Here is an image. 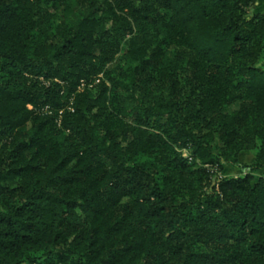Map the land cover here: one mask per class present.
<instances>
[{
	"label": "trees",
	"instance_id": "1",
	"mask_svg": "<svg viewBox=\"0 0 264 264\" xmlns=\"http://www.w3.org/2000/svg\"><path fill=\"white\" fill-rule=\"evenodd\" d=\"M257 1L0 0V264H264Z\"/></svg>",
	"mask_w": 264,
	"mask_h": 264
},
{
	"label": "rangeland",
	"instance_id": "2",
	"mask_svg": "<svg viewBox=\"0 0 264 264\" xmlns=\"http://www.w3.org/2000/svg\"><path fill=\"white\" fill-rule=\"evenodd\" d=\"M255 7L253 8V11H255ZM137 63L132 62L128 60L124 55L119 54L116 56L115 60L108 65V70H113L117 68V72L112 74V80L114 81V84L120 85V92L128 94L129 92L132 91V85L130 84V75L128 74V68H132L136 65ZM108 85H112V81H108ZM236 108L234 105L232 109ZM179 152H181L184 156L189 155V149L186 148H180L178 149ZM249 154H247L248 156ZM225 174L229 175V172L225 169Z\"/></svg>",
	"mask_w": 264,
	"mask_h": 264
},
{
	"label": "crops",
	"instance_id": "3",
	"mask_svg": "<svg viewBox=\"0 0 264 264\" xmlns=\"http://www.w3.org/2000/svg\"><path fill=\"white\" fill-rule=\"evenodd\" d=\"M255 9H256L255 11L258 13H264V0H258L255 5ZM247 154L249 155L247 156ZM254 158H255L254 154L249 151H243L239 155V161L241 164H244V165H249L253 163ZM225 169L229 172V175H232V176H237V175L247 172L246 169L244 170L238 166H232V165H226ZM253 175L256 178L264 177V168L260 171L253 173Z\"/></svg>",
	"mask_w": 264,
	"mask_h": 264
},
{
	"label": "built area",
	"instance_id": "4",
	"mask_svg": "<svg viewBox=\"0 0 264 264\" xmlns=\"http://www.w3.org/2000/svg\"><path fill=\"white\" fill-rule=\"evenodd\" d=\"M47 109V108H46Z\"/></svg>",
	"mask_w": 264,
	"mask_h": 264
}]
</instances>
